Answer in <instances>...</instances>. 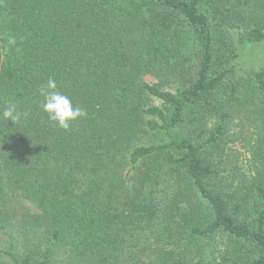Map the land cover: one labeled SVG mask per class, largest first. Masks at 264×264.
<instances>
[{
    "label": "trees",
    "instance_id": "1",
    "mask_svg": "<svg viewBox=\"0 0 264 264\" xmlns=\"http://www.w3.org/2000/svg\"><path fill=\"white\" fill-rule=\"evenodd\" d=\"M247 44L264 0H0V264H264ZM48 79L87 117L49 120Z\"/></svg>",
    "mask_w": 264,
    "mask_h": 264
},
{
    "label": "clouds",
    "instance_id": "2",
    "mask_svg": "<svg viewBox=\"0 0 264 264\" xmlns=\"http://www.w3.org/2000/svg\"><path fill=\"white\" fill-rule=\"evenodd\" d=\"M15 43L14 38L9 41ZM43 97L41 108L47 114L49 120L56 122L60 128L68 129L72 122L87 117V111L74 104L73 99L58 90L55 80L48 79L40 88ZM3 118L17 124L26 113L18 110L14 102H9L2 111Z\"/></svg>",
    "mask_w": 264,
    "mask_h": 264
},
{
    "label": "rangeland",
    "instance_id": "3",
    "mask_svg": "<svg viewBox=\"0 0 264 264\" xmlns=\"http://www.w3.org/2000/svg\"><path fill=\"white\" fill-rule=\"evenodd\" d=\"M249 46H241L238 50L237 68L240 71H256L264 68V46L247 44ZM155 105L160 102L154 101ZM160 138V137H159Z\"/></svg>",
    "mask_w": 264,
    "mask_h": 264
}]
</instances>
